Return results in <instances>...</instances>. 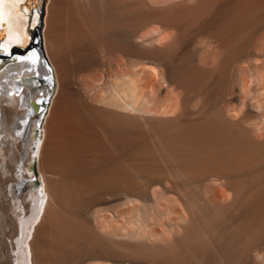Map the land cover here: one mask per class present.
<instances>
[{
    "label": "bare ground",
    "instance_id": "obj_1",
    "mask_svg": "<svg viewBox=\"0 0 264 264\" xmlns=\"http://www.w3.org/2000/svg\"><path fill=\"white\" fill-rule=\"evenodd\" d=\"M24 1L0 0V264H264V0H50L36 37Z\"/></svg>",
    "mask_w": 264,
    "mask_h": 264
},
{
    "label": "rangeland",
    "instance_id": "obj_2",
    "mask_svg": "<svg viewBox=\"0 0 264 264\" xmlns=\"http://www.w3.org/2000/svg\"><path fill=\"white\" fill-rule=\"evenodd\" d=\"M49 1L50 0H25L22 4H21V8L23 9L24 7H27V8H35V7H38L41 9V14H40V19L39 21L41 20V23H39L37 26H36V30H35V35L34 37L38 36L39 34L37 33L38 32V26H40V34L43 32L44 30V21H45V17H46V11H47V6L49 4ZM30 8V9H31ZM40 13V11H39ZM4 40V35L3 33L0 35V42ZM42 48L44 49V42L42 41ZM13 54H17V55H21L22 53H19V52H13ZM43 60H46V58H43ZM40 178V175L37 171V166L35 165V177L34 179H39Z\"/></svg>",
    "mask_w": 264,
    "mask_h": 264
},
{
    "label": "water",
    "instance_id": "obj_3",
    "mask_svg": "<svg viewBox=\"0 0 264 264\" xmlns=\"http://www.w3.org/2000/svg\"><path fill=\"white\" fill-rule=\"evenodd\" d=\"M41 14V13H40ZM39 23H41V20L39 21ZM15 50H18V49H15Z\"/></svg>",
    "mask_w": 264,
    "mask_h": 264
}]
</instances>
